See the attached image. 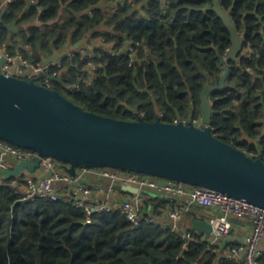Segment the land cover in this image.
<instances>
[{"label": "trees", "instance_id": "16d2710c", "mask_svg": "<svg viewBox=\"0 0 264 264\" xmlns=\"http://www.w3.org/2000/svg\"><path fill=\"white\" fill-rule=\"evenodd\" d=\"M221 4L233 5L231 18L246 34L238 60L227 62L226 86L210 95V126L214 136L264 160V136L257 144L264 126V0ZM212 7V0H9L3 22L16 20L19 29L0 24V46L19 50L32 65L69 48L60 66L49 64L61 79L49 87L85 110L174 122L176 111L187 120L191 109L198 122L200 91L218 82V62L231 46ZM79 45L87 58L71 49ZM26 177L0 176V264H242L199 233L182 239L145 215L133 225L118 208L88 213L69 196L22 199Z\"/></svg>", "mask_w": 264, "mask_h": 264}, {"label": "water", "instance_id": "95a60500", "mask_svg": "<svg viewBox=\"0 0 264 264\" xmlns=\"http://www.w3.org/2000/svg\"><path fill=\"white\" fill-rule=\"evenodd\" d=\"M212 2V9L230 32L231 46L218 62L222 71L218 82L211 85L207 81L200 91L198 122L192 120L191 109L187 121L181 119L178 111L174 122L103 116L85 110L58 90L39 83L44 74L26 79L0 71V139L37 153L34 160L20 159L12 168L0 169V176L8 179L25 170L34 173L41 168L42 158H51L73 177L80 167L113 168L213 189L264 207V160L214 136L210 126L214 113L210 95L226 86L227 62L238 60L246 34V30L238 31L231 18L233 5L224 9L221 0ZM3 14L2 9L0 24L17 32L16 20L4 23ZM67 52L70 50L42 56L41 64L54 63ZM3 60L0 58V65ZM48 78L61 80L55 76ZM126 108L136 110L129 105ZM262 136L264 126L257 144ZM53 171V168L43 170L36 178H48ZM78 183L87 184L82 178ZM114 188L140 191L120 184ZM192 230L208 237L212 226L192 219ZM227 241L229 238L222 241L220 250Z\"/></svg>", "mask_w": 264, "mask_h": 264}, {"label": "built area", "instance_id": "2783aa9c", "mask_svg": "<svg viewBox=\"0 0 264 264\" xmlns=\"http://www.w3.org/2000/svg\"><path fill=\"white\" fill-rule=\"evenodd\" d=\"M8 1L9 0H4L0 3V10H2L3 5ZM81 56L82 59H85L88 53L82 51ZM0 58H4L0 65V71L6 74L17 76L27 75L29 79L44 74V84L48 87V81L50 80L48 77L58 76V72L52 71L49 64L46 66L42 64L32 65L29 63V59L23 54L10 53L6 49V43L0 46ZM60 60L53 64L60 66ZM89 64H91V69H93L94 64L91 62H89ZM0 150L5 155V157L0 156V169L4 170L14 166V163L6 159V156H10L15 162L20 159L34 160L37 157L35 151L15 146L2 139H0ZM40 163L42 170L53 168V174L42 180H38L33 176H27L19 192L22 199L42 197L57 200L62 196H69L76 207L88 213L114 208L103 202L101 196L93 194L94 189L92 187L82 183L76 185L78 179L83 178L82 176L86 172L97 173L101 178L106 179L110 185H128L137 187L139 190L142 188L151 189L159 193H165L171 197H186L189 204H196L218 210L217 213L211 215L208 219L209 224L212 226L211 234L214 236L212 242L220 241L231 235V217L244 218L250 221V231L241 242L228 248L226 257L231 260L241 258L242 264H259V257L261 255L259 242L264 234V207L213 189L124 170L80 167L78 168L77 175L73 177L63 168L57 167L55 160L51 158H42ZM102 191L103 188L99 186L97 192L99 193ZM141 201L142 196L139 192L133 193L128 200L123 201L119 207L116 208L119 209L129 222L133 225H138L142 219V215L140 214ZM189 204H187V206H180L177 211L172 212L171 215L175 218L176 216L185 214L188 211ZM146 220L154 223L150 218ZM161 226L169 228L173 232H178L182 239H189L191 237L192 230L182 231L174 222Z\"/></svg>", "mask_w": 264, "mask_h": 264}, {"label": "crops", "instance_id": "0c3cea01", "mask_svg": "<svg viewBox=\"0 0 264 264\" xmlns=\"http://www.w3.org/2000/svg\"><path fill=\"white\" fill-rule=\"evenodd\" d=\"M3 1L4 0H0V3H2ZM71 49L75 50V52L77 50L79 52H82L84 50L80 45L71 47ZM65 50H70V49L65 48L64 51ZM16 52L18 53L20 51L17 50ZM0 156L5 157V155L2 153L1 150H0ZM6 159L9 162L15 164V161L10 156H6ZM42 171H43L42 168H38L34 173H30L27 170H25L24 174L26 176L36 177ZM82 177H83L82 179H84L87 182V184L85 185H88L94 189L93 194L95 195L97 194V196H101L103 202L111 205L114 208L119 207V205L123 201L128 200L133 194V192L115 189L114 185H110V183L106 179L101 178L99 175H97V173L86 172ZM99 186L103 188V191L98 193L97 188ZM20 189H22V187H20ZM139 194L142 196V201L140 202V214L142 215V217L143 215H145L146 218L152 219L154 223L158 225H164L174 222L176 223L177 227L182 231L192 230V219L209 223L208 222L209 217L217 213L218 211L217 209L210 207L199 206L196 204H189L186 197H171L166 195L165 193H159L157 191L147 188L140 189ZM187 204H189L188 206L189 208L185 214L176 216L175 218L171 215V213L177 211V209L180 206H187ZM230 219L232 222V232L231 235L227 237L229 238V241L226 242L222 250H220V248L222 245V241L224 239L217 242H212L214 238L212 234L207 237L203 232H198L195 230L192 231L199 233L204 240L209 241L211 244L217 245V248L215 249L218 250L219 252H222L223 256L226 257V252L228 248L231 247L232 244L235 245L241 242L251 229L250 221L244 218L231 217ZM259 250L261 251V254H264V234L259 242ZM235 261H242V260L241 258H237L235 259Z\"/></svg>", "mask_w": 264, "mask_h": 264}, {"label": "rangeland", "instance_id": "374dc122", "mask_svg": "<svg viewBox=\"0 0 264 264\" xmlns=\"http://www.w3.org/2000/svg\"><path fill=\"white\" fill-rule=\"evenodd\" d=\"M98 42V41H97ZM84 51V50H83ZM84 52H86V51H84ZM87 53V52H86ZM183 121H185V120H183Z\"/></svg>", "mask_w": 264, "mask_h": 264}, {"label": "flooded vegetation", "instance_id": "af4514ba", "mask_svg": "<svg viewBox=\"0 0 264 264\" xmlns=\"http://www.w3.org/2000/svg\"><path fill=\"white\" fill-rule=\"evenodd\" d=\"M185 121H187V120H185Z\"/></svg>", "mask_w": 264, "mask_h": 264}]
</instances>
